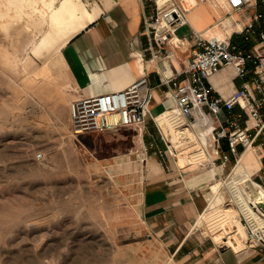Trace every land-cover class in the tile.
<instances>
[{
  "label": "crops",
  "instance_id": "crops-1",
  "mask_svg": "<svg viewBox=\"0 0 264 264\" xmlns=\"http://www.w3.org/2000/svg\"><path fill=\"white\" fill-rule=\"evenodd\" d=\"M180 1L188 9L189 21L177 28L179 43L167 44L171 57L153 60L137 57L131 41L143 25L142 0H0V74L10 78L18 102L32 109L33 122L56 125L59 137L74 138L71 101L124 88L143 74L153 86L151 112L157 117L174 106L162 77L172 71L184 78L183 70L198 49V33L207 38L229 37L242 48L264 53L259 32L243 31L256 11L264 12L263 0H249L241 9L231 8L226 0ZM256 28L264 30V15ZM249 68L245 78L233 65L223 64L208 81L216 93L228 97L247 78L254 85L253 67ZM260 78L264 82V76ZM154 108L159 110L154 112ZM197 111L200 125L208 131L207 108ZM233 113L241 114L240 124H251L241 105ZM227 115L224 110L220 117ZM152 120L125 128L133 132L130 141L136 148L103 157L87 154L92 169L114 181L113 219L131 225L138 234H148L162 245L173 264H264V249L219 244L196 226L212 201L208 182L217 168L208 171L198 162L181 165L179 159L167 160L154 148L145 149L152 140L164 145ZM196 128L201 130L199 124ZM83 135L75 139L81 142ZM222 142L227 149L226 140ZM239 152L231 154V162L242 159L249 166V178L264 183L256 178L263 158L251 148L240 147Z\"/></svg>",
  "mask_w": 264,
  "mask_h": 264
},
{
  "label": "rangeland",
  "instance_id": "rangeland-1",
  "mask_svg": "<svg viewBox=\"0 0 264 264\" xmlns=\"http://www.w3.org/2000/svg\"><path fill=\"white\" fill-rule=\"evenodd\" d=\"M13 87L10 78L0 74V264H173L148 234L113 219L114 181L87 161L90 152L103 157L136 148L130 141L133 132L94 131L84 134L82 143L70 135L59 137L56 125L33 122L32 109L18 102ZM152 122L175 147L174 154L167 150L165 159H179L181 165L198 162L208 171L217 168L208 182L216 204L196 226L219 244L244 245L251 227L264 225L259 214L264 211V191L245 178L249 166L241 165L244 173L235 171L231 160L221 169L220 158L214 164L216 145L207 124L208 131L197 123L201 134L197 126L185 131L187 121L170 129L169 121H157L160 130ZM261 174L256 178L264 181Z\"/></svg>",
  "mask_w": 264,
  "mask_h": 264
},
{
  "label": "built area",
  "instance_id": "built-area-1",
  "mask_svg": "<svg viewBox=\"0 0 264 264\" xmlns=\"http://www.w3.org/2000/svg\"><path fill=\"white\" fill-rule=\"evenodd\" d=\"M226 1L231 8L241 9L249 0ZM263 15V11H256L243 31L259 32L256 22ZM142 20L141 29L131 39L134 53L141 59L149 56L153 60H163L173 55L171 49L166 47L167 44L170 41L179 43L175 33L180 25L189 21L188 9L180 0H142ZM259 34L264 40V30H260ZM197 47L194 56L183 70L184 78L172 71H166L162 77L163 82L169 85L170 96L174 99L173 108H176V111L167 117L170 125L180 127L187 121V128L196 126L199 123L197 110L207 108L206 124L211 127L208 136L216 145L213 163L220 158V165L225 168L231 154H239L240 147L244 149L251 147L263 158L261 171L264 176V82L260 78L264 76V53L242 48L229 37L213 35L207 38L199 33ZM223 64L233 65L237 74L245 78L248 77L251 65L255 74L252 78L254 85L251 86L247 78L242 86L228 97L216 93L208 78ZM256 90L262 94H258ZM153 99V86L147 74L141 75L124 88L74 99L71 101V133L78 138L94 131L143 126L149 118L154 120L160 130L156 116L151 112ZM238 104L249 114L251 124L239 123L238 118L241 114L233 113L234 107ZM224 110L228 112L225 119L220 117ZM195 129L203 134L201 130ZM160 133L161 139L166 143L164 133L162 131ZM224 139L227 142V149L222 147ZM166 146L160 144L158 140H152L146 144L145 149L154 148L161 157L167 150L174 154L173 143H166ZM41 157L42 152H38L37 158ZM239 161L240 158L237 159L235 166ZM254 183L258 189L264 191L263 182L253 181ZM259 214L264 216V211ZM243 242L244 245L263 250L264 225L251 227L250 235Z\"/></svg>",
  "mask_w": 264,
  "mask_h": 264
},
{
  "label": "bare ground",
  "instance_id": "bare-ground-1",
  "mask_svg": "<svg viewBox=\"0 0 264 264\" xmlns=\"http://www.w3.org/2000/svg\"><path fill=\"white\" fill-rule=\"evenodd\" d=\"M176 111V108H173V107H171L170 109H167L166 111H164L163 113H161V114H159L156 118H157V121L160 123V124H162V125H166L167 123V121H169L168 119H167V117H168V115L170 114V113H173V112H175ZM157 122V123H158ZM159 125V124H158ZM170 122H169V129H170ZM196 126H197V124H196ZM187 130V129H190V128H187L186 126L184 127V130ZM185 130V131H186ZM190 130H187V132H189ZM193 133V132H192ZM193 135L194 134H192V137H191V139L193 140L194 139V137H193ZM189 136V135H188ZM249 148H251V147H249ZM251 149H253V148H251ZM254 150V149H253ZM243 164V161H242V159H240V161H239V163L233 168L235 171H243L244 172V170L241 168L242 165ZM213 168H215V167H212L211 169H213ZM242 169V170H241ZM245 173V172H244ZM248 174L250 175V172H249V170H248V173L247 174H245V178L247 179V180H249V177H248ZM263 198H264V195L262 196ZM213 198V197H212ZM216 204V199H214V200H212L211 202H210V204H209V207H208V209H210L212 206H214ZM224 242H228L227 240H224Z\"/></svg>",
  "mask_w": 264,
  "mask_h": 264
}]
</instances>
